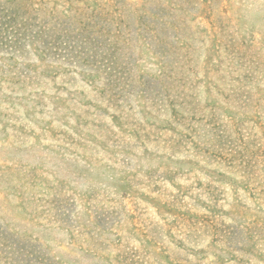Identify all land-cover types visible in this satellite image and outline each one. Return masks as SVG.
I'll return each instance as SVG.
<instances>
[{"label": "rangeland", "instance_id": "rangeland-1", "mask_svg": "<svg viewBox=\"0 0 264 264\" xmlns=\"http://www.w3.org/2000/svg\"><path fill=\"white\" fill-rule=\"evenodd\" d=\"M0 264H264V0H0Z\"/></svg>", "mask_w": 264, "mask_h": 264}]
</instances>
